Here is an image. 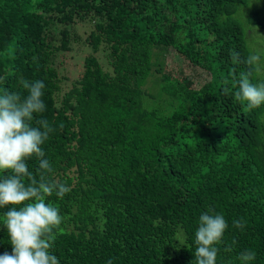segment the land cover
Returning a JSON list of instances; mask_svg holds the SVG:
<instances>
[{"label": "trees", "instance_id": "trees-1", "mask_svg": "<svg viewBox=\"0 0 264 264\" xmlns=\"http://www.w3.org/2000/svg\"><path fill=\"white\" fill-rule=\"evenodd\" d=\"M249 27L264 31V0H0V93L24 98L25 82L44 81L32 125L55 129L46 179L72 189L47 198L63 217L60 264H195L204 212L228 223L217 264L246 250L264 264V105L234 99L242 72L264 81V56L245 63ZM80 42L89 52L69 78ZM7 210L0 254L12 251Z\"/></svg>", "mask_w": 264, "mask_h": 264}, {"label": "clouds", "instance_id": "clouds-1", "mask_svg": "<svg viewBox=\"0 0 264 264\" xmlns=\"http://www.w3.org/2000/svg\"><path fill=\"white\" fill-rule=\"evenodd\" d=\"M264 53L254 52L245 60L248 65L259 62ZM240 60V53L232 54ZM28 95L22 98L14 92L0 93V208H7L2 226L7 229L12 251L0 254V264H60L52 251L57 231L63 221L60 210L47 198L53 193L63 199L71 192L65 182L47 178L53 166L42 147L54 128L46 119L32 121L36 114L46 110L43 99L46 87L43 80L24 83ZM234 99L247 104L250 109L264 105V81L252 82L250 74L242 72L237 80ZM226 94L230 93L225 89ZM63 127V125H61ZM35 158L40 173L37 178L30 171L28 162ZM243 229L245 223L234 222ZM228 223L220 213L204 212L199 217L195 232V264H217L216 247L225 235ZM240 264H250L256 259L254 251L246 250L238 257ZM111 264V261L108 262Z\"/></svg>", "mask_w": 264, "mask_h": 264}, {"label": "rangeland", "instance_id": "rangeland-1", "mask_svg": "<svg viewBox=\"0 0 264 264\" xmlns=\"http://www.w3.org/2000/svg\"><path fill=\"white\" fill-rule=\"evenodd\" d=\"M249 9L253 6L249 4ZM249 9H244V14L245 16L248 14ZM246 12V13H245ZM237 19L239 21L243 22L242 14L237 16ZM90 25L87 23L79 24L76 26V32H78L79 35L85 37V34L89 31ZM249 31V36L247 37L249 44L254 45L255 49L257 52L264 53V31L259 30L257 28H247L246 33ZM248 35V34H247ZM252 42V43H251ZM89 52V49L84 46L81 42L80 43H75L73 45L72 51L68 52L65 55V63H64V71L62 74L69 78H74L76 77L80 70H81V65H82V58L84 55H86ZM168 64H174L177 62V59L172 58L170 55L168 57ZM187 69V68H185ZM188 70V69H187Z\"/></svg>", "mask_w": 264, "mask_h": 264}]
</instances>
